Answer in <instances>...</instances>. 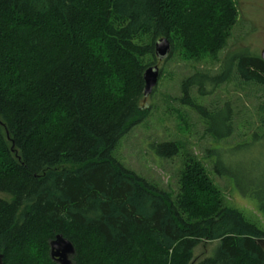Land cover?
<instances>
[{
	"label": "trees",
	"instance_id": "1",
	"mask_svg": "<svg viewBox=\"0 0 264 264\" xmlns=\"http://www.w3.org/2000/svg\"><path fill=\"white\" fill-rule=\"evenodd\" d=\"M237 18L233 0H0V264H57L49 247L58 235L71 264H264V229L221 198L190 151L175 189L113 155L149 113L142 74L157 63L155 43L215 62ZM232 66L264 91V62L250 54L180 85V104L216 143L230 132L229 105L220 132L209 125L217 109L202 103ZM257 110L264 131V105ZM179 151L167 141L154 153ZM255 201L248 214L264 223V187ZM204 244H214L211 256H196Z\"/></svg>",
	"mask_w": 264,
	"mask_h": 264
},
{
	"label": "rangeland",
	"instance_id": "2",
	"mask_svg": "<svg viewBox=\"0 0 264 264\" xmlns=\"http://www.w3.org/2000/svg\"><path fill=\"white\" fill-rule=\"evenodd\" d=\"M233 1L238 11L237 22L229 31L225 48L216 61H186L177 50H172L165 60L157 61L160 71L157 85L142 104L148 105L149 113L141 124L120 140L113 155L123 167L142 179L175 189V177L181 167L183 153L190 151L205 168L221 198L233 207L244 209L246 217L258 221L259 227L264 229L259 215L255 216L257 220L248 214L257 213L255 200L264 187V138H261L264 131L256 130L259 127L257 108L264 105L263 89L242 84L235 77L234 66L228 71L229 81L214 89L206 88L202 104L205 108L217 109L209 125L226 132L222 124L226 118L223 106L228 103L231 111L230 132L218 143L209 136L198 115L179 101L181 82L194 72H206L216 77L232 56H260L264 42V0ZM226 68H229L228 63ZM195 93L192 90L191 96ZM167 141L178 143L180 155L162 160L164 158L154 153L155 147ZM213 164L216 169H213ZM258 243L264 253V239ZM213 248L214 244L201 245L196 256H211Z\"/></svg>",
	"mask_w": 264,
	"mask_h": 264
},
{
	"label": "water",
	"instance_id": "3",
	"mask_svg": "<svg viewBox=\"0 0 264 264\" xmlns=\"http://www.w3.org/2000/svg\"><path fill=\"white\" fill-rule=\"evenodd\" d=\"M170 43L166 38H162L155 43L154 46V55L158 62L165 60L171 54ZM259 58L264 62V42L262 46V50L260 52ZM159 68L157 65L148 67L143 75L144 81V90L143 96L146 98L154 90L156 87L158 79H159ZM50 258L57 264H71L69 260L73 254V248L71 244L64 239L62 236L58 235L55 237L53 241L50 243Z\"/></svg>",
	"mask_w": 264,
	"mask_h": 264
}]
</instances>
